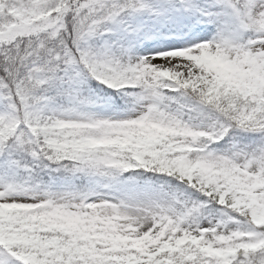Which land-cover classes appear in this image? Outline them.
I'll use <instances>...</instances> for the list:
<instances>
[{
	"label": "snow or ice",
	"instance_id": "obj_1",
	"mask_svg": "<svg viewBox=\"0 0 264 264\" xmlns=\"http://www.w3.org/2000/svg\"><path fill=\"white\" fill-rule=\"evenodd\" d=\"M0 264H264V0H0Z\"/></svg>",
	"mask_w": 264,
	"mask_h": 264
}]
</instances>
